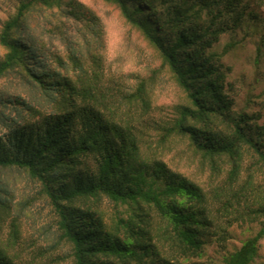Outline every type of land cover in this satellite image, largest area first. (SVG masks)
<instances>
[{
	"label": "trees",
	"instance_id": "trees-1",
	"mask_svg": "<svg viewBox=\"0 0 264 264\" xmlns=\"http://www.w3.org/2000/svg\"><path fill=\"white\" fill-rule=\"evenodd\" d=\"M101 1L160 59L132 92L106 87L100 59L68 41V20L96 24L78 0H17L1 22L0 77L21 82L0 94V172L33 192L0 182V264H206L213 245L222 264H252L264 241V115L235 109L223 62L234 44L214 46L238 29L259 31L250 6L263 0ZM34 16L53 26L48 36ZM167 76L182 102L150 122ZM173 144L202 168L173 169ZM234 226L251 234L230 252Z\"/></svg>",
	"mask_w": 264,
	"mask_h": 264
},
{
	"label": "rangeland",
	"instance_id": "rangeland-1",
	"mask_svg": "<svg viewBox=\"0 0 264 264\" xmlns=\"http://www.w3.org/2000/svg\"><path fill=\"white\" fill-rule=\"evenodd\" d=\"M16 1L0 0V31L1 22L12 12ZM78 1L85 6V9L96 15V24L80 23L79 20L73 18L68 20L65 30L68 41L79 43L78 46H81L83 50L86 49V52L88 50L91 58L100 59L106 87L119 89L125 93L132 92L140 79L151 74V71L159 66V57L142 40L140 34L124 21L115 7L101 0ZM247 1L244 0L243 2L245 4L252 2L251 0ZM250 9L256 11L261 18V22L258 24L259 31H256L255 26H251L225 34L214 46V51L222 53L228 44H234L228 54L223 57V62L232 69L226 81L227 95L233 99L237 111L261 112L264 115V57L259 63L256 62L258 49L261 47L264 52V26L262 23L264 21V0L262 4L250 6ZM31 25L45 36L49 35L46 30L53 28L40 16H34ZM59 45L61 53L65 55L66 50L64 48L66 45L62 42ZM4 55L5 50L0 45V59H3ZM167 77H162L159 80L161 85L158 90L155 88L153 92L152 98L155 104H153L148 117L150 122L159 123L168 120L172 115V105L182 102L181 95L169 80V76ZM20 82L21 80L16 74L10 73L0 77V94L15 93ZM152 132L153 134L156 133L155 129H152ZM182 147L183 149L186 148L185 145ZM177 148V145L173 144L171 150L165 152L166 161L170 165L171 162L174 163L173 169L185 166L188 171H199L202 168L191 151L182 149L183 155H181L180 152H177ZM193 160L194 162H192ZM224 168L228 170L229 166L225 165ZM225 176L223 175L222 178ZM14 177H16L14 172H0L1 183L6 184L7 181H10L15 186L26 189V193L33 192V187L27 184L23 177L16 178L17 183H14ZM32 233L33 230H29L27 225L22 228L23 239L21 243L25 248L30 242L29 238ZM231 233L232 239L227 244L230 252L239 248L251 234L246 230V226L243 228L234 226ZM34 247L31 248L34 249ZM207 253V256L200 261L201 263L222 264L225 251H221L216 245H213L208 248ZM252 264H264V241L260 243L259 254Z\"/></svg>",
	"mask_w": 264,
	"mask_h": 264
}]
</instances>
